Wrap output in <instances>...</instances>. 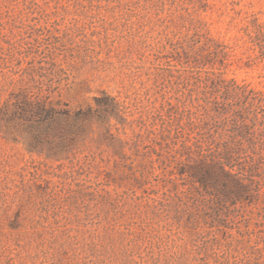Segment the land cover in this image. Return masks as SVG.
Masks as SVG:
<instances>
[{"label":"rangeland","instance_id":"1","mask_svg":"<svg viewBox=\"0 0 264 264\" xmlns=\"http://www.w3.org/2000/svg\"><path fill=\"white\" fill-rule=\"evenodd\" d=\"M197 19L230 45L214 71L264 90V35L244 28L264 23V0H0V264H241L264 245L248 207L189 224L164 186L177 148L159 137L164 113L198 95L170 51ZM22 88L73 115L26 131ZM105 94L118 112L75 122Z\"/></svg>","mask_w":264,"mask_h":264},{"label":"trees","instance_id":"2","mask_svg":"<svg viewBox=\"0 0 264 264\" xmlns=\"http://www.w3.org/2000/svg\"><path fill=\"white\" fill-rule=\"evenodd\" d=\"M203 22L190 20L187 33L172 43L170 51L178 64L195 71L191 78L198 95L179 98L174 112L166 110L164 113L166 118H163L159 137L177 144L174 168L164 173L173 187L164 186L171 193L175 207L184 205L180 207L182 211L190 210L189 224L198 214L209 226L219 225L229 211L237 213L247 207L248 219L255 212L258 219L264 220V177L258 172L264 164V90L214 71L232 63L230 45L210 35L203 28ZM263 27L264 23L256 21H247L244 26L257 36L264 35ZM247 34L251 40L256 37ZM258 45L264 57L263 46ZM18 94L15 111L26 131L40 132V128H50L60 117L68 119L73 115L70 110L57 108L44 98L33 99L25 88ZM118 109L119 102L105 94L98 100L96 108L87 106L75 111V122L103 117L118 112ZM50 137L47 133L39 134L37 143L49 141ZM137 137L142 136L138 134ZM119 143L118 150L122 151L127 142L120 140ZM64 144L65 141H60L62 147ZM185 176L191 187L180 189L178 181ZM135 179L139 180L137 176ZM258 231L264 232V229ZM253 232L257 233V229H252ZM259 237L264 241V234ZM259 243L256 240L250 246L251 250L238 261L264 264V245Z\"/></svg>","mask_w":264,"mask_h":264}]
</instances>
